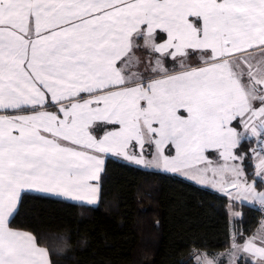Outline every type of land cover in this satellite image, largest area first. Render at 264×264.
<instances>
[{"label":"snow or ice","instance_id":"obj_1","mask_svg":"<svg viewBox=\"0 0 264 264\" xmlns=\"http://www.w3.org/2000/svg\"><path fill=\"white\" fill-rule=\"evenodd\" d=\"M112 158L264 211V0H0V264H56L24 201L96 204ZM241 255L264 264V218L193 247Z\"/></svg>","mask_w":264,"mask_h":264},{"label":"trees","instance_id":"obj_2","mask_svg":"<svg viewBox=\"0 0 264 264\" xmlns=\"http://www.w3.org/2000/svg\"><path fill=\"white\" fill-rule=\"evenodd\" d=\"M250 147L244 141L240 149L247 153L249 178ZM231 203L241 213L234 221L242 243L260 216L252 207ZM228 206L225 195L175 174L112 158L95 206L29 197L17 222L43 234L56 264H196L194 246L210 254L230 247Z\"/></svg>","mask_w":264,"mask_h":264},{"label":"crops","instance_id":"obj_3","mask_svg":"<svg viewBox=\"0 0 264 264\" xmlns=\"http://www.w3.org/2000/svg\"><path fill=\"white\" fill-rule=\"evenodd\" d=\"M135 166H138V167H141V168H143V169L150 170V171L163 172V171L156 170V169L145 168V167H143V166H139V165H135ZM164 173H166V172H164ZM169 174H174V173H169ZM175 175L179 176L178 174H175ZM179 177L182 178V179H184V180H186V181H189V182H192V183L196 184L194 181H191V180H189V179H187V178H185V177H183V176H181V175H180ZM196 185L201 186V187L208 188V189H210V190H212V191H215V192H218V193H220V194H222V195H225V196L229 199V197H228L225 193H221V192H219L218 190L213 189V188H211V187H209V186H202V185H199V184H196ZM69 202H71V201H69ZM232 202H234V203L236 202L237 204H243V205H247V206H249V207H253V206H252V205H253L252 202H250V203H246V202H243L242 200H235V199H233ZM73 203H77V202H73ZM79 204H82V203H79ZM96 204H97V203H96ZM96 204L89 205V206H95ZM85 205H87V204H85ZM260 223H261V220H260V222H259V225H260ZM230 224H231V222H230ZM259 225L257 226V228L259 227ZM257 228L255 229V231L257 230ZM255 231H254L253 233H255ZM253 233H252L251 235H253ZM251 235H250V236H251ZM220 259H221V261H222V264H227V257H221ZM194 261H195V260H194ZM240 261L243 262V255H241V257H240Z\"/></svg>","mask_w":264,"mask_h":264},{"label":"rangeland","instance_id":"obj_4","mask_svg":"<svg viewBox=\"0 0 264 264\" xmlns=\"http://www.w3.org/2000/svg\"><path fill=\"white\" fill-rule=\"evenodd\" d=\"M179 175V174H178ZM180 176V175H179ZM243 202H246V203H250V201H246V200H242ZM69 202V201H68ZM236 203V202H235ZM237 204V203H236ZM232 206H233V210L234 211H237V212H239L238 210H236L237 208L235 207V204H232ZM253 207H256V206H258V204H253L252 205ZM229 217H230V214H229ZM238 216H231L230 217V222H231V224H230V235H231V239H232V233H233V231H235L236 233H237V231H238V226H237V224L235 223V221H234V219H236ZM262 219V218H261ZM257 231V230H256ZM255 231V232H256Z\"/></svg>","mask_w":264,"mask_h":264},{"label":"built area","instance_id":"obj_5","mask_svg":"<svg viewBox=\"0 0 264 264\" xmlns=\"http://www.w3.org/2000/svg\"><path fill=\"white\" fill-rule=\"evenodd\" d=\"M252 209H254L259 214L260 220H261V218H264V211L260 210V206L259 205L256 206V207H252Z\"/></svg>","mask_w":264,"mask_h":264}]
</instances>
